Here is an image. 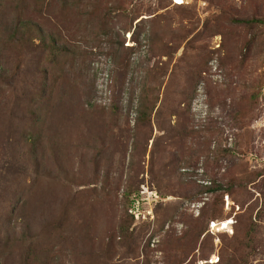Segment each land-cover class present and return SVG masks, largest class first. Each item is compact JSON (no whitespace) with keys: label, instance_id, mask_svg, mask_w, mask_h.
<instances>
[{"label":"rangeland","instance_id":"rangeland-1","mask_svg":"<svg viewBox=\"0 0 264 264\" xmlns=\"http://www.w3.org/2000/svg\"><path fill=\"white\" fill-rule=\"evenodd\" d=\"M0 264H264V0H0Z\"/></svg>","mask_w":264,"mask_h":264},{"label":"bare ground","instance_id":"bare-ground-1","mask_svg":"<svg viewBox=\"0 0 264 264\" xmlns=\"http://www.w3.org/2000/svg\"><path fill=\"white\" fill-rule=\"evenodd\" d=\"M216 226V225H215ZM218 228V227H217ZM219 228L222 229V225H219Z\"/></svg>","mask_w":264,"mask_h":264}]
</instances>
